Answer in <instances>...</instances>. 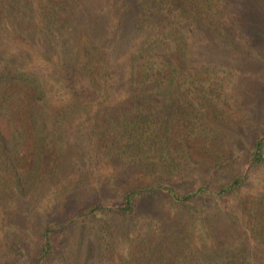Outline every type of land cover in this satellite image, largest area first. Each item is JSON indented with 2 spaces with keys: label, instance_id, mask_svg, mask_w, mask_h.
<instances>
[{
  "label": "rangeland",
  "instance_id": "374dc122",
  "mask_svg": "<svg viewBox=\"0 0 264 264\" xmlns=\"http://www.w3.org/2000/svg\"><path fill=\"white\" fill-rule=\"evenodd\" d=\"M237 2L238 8L232 9ZM244 2L252 4L251 11L259 13L257 23L262 25L264 0ZM227 3L224 22L226 31L229 30L226 34L232 41L229 46H224L219 32L199 28L186 31L194 64L207 65L219 56L221 62H226L232 56L234 59L230 61H234L241 76L240 80L231 81L228 102L219 108L224 117L206 119L208 126L199 142L193 145L196 160L193 166L199 167L198 170L182 172L175 179L176 185L183 189L198 184L199 179L207 181L212 190L220 188L227 174L203 172L202 164L215 158L227 159L230 152L236 153V159L242 161L241 152L245 146L241 140L244 138L250 143L254 136L264 131V48L259 56L249 53L250 49L245 46L250 43L251 36L246 32L237 34L234 29L238 27L236 24L243 27L250 23V17H244L241 0H227ZM130 6L127 0H78L68 9L73 13V23L56 32L47 30L44 15L38 9L33 15L6 13L0 19V77L14 74L29 91L32 84L28 76L36 82H44L50 114L54 116L59 107L70 104L64 83L51 61L74 65L81 80L93 83L99 91L98 99L76 100L81 109L70 117L64 158L60 168L54 171L52 159H41L39 163L33 157L35 145L28 131L20 134L14 128V123L20 121L18 109L3 98L4 89L0 84L3 133H0V264L25 260L7 248L6 236L24 246L26 257L34 258L44 248L46 226L68 222L73 224L52 232L56 249L46 264H98L104 256L115 264H123L126 259L134 263L135 251H143L150 237L170 231L172 223L180 218L179 206L161 194L144 197L136 216L131 218L116 211L106 212L95 220L78 216L80 207L99 196L111 207L118 208L127 188L154 185L161 178L159 172L144 173L122 160H114L98 149L100 140L95 136L100 131L98 125L118 116L124 102L127 69L141 42ZM6 78L0 81L5 82ZM11 87L15 90L13 85ZM233 92L238 95L237 100L230 96ZM7 104L15 113L11 117L13 124L7 120ZM57 133L51 132L52 142ZM4 143L8 145L7 150H4ZM3 152L8 153V174ZM251 188L253 190L245 187L227 204L209 210H204L198 200V208L185 212L182 217L187 223L188 246L210 247L208 244L216 241L222 247L239 238L240 225L244 223L235 225L236 229L230 213L234 215L233 220L244 219L247 203L255 199V188ZM105 224L109 226L108 231L104 230ZM104 232L108 233L107 240H103ZM260 261H264V250Z\"/></svg>",
  "mask_w": 264,
  "mask_h": 264
},
{
  "label": "trees",
  "instance_id": "16d2710c",
  "mask_svg": "<svg viewBox=\"0 0 264 264\" xmlns=\"http://www.w3.org/2000/svg\"><path fill=\"white\" fill-rule=\"evenodd\" d=\"M76 1L78 0H0V19L6 13L33 15L38 9L44 15L48 31H61L73 23V13L68 9ZM127 2L132 4L130 10L134 14L135 31L141 42L127 69L124 102L118 110V116L110 117L97 126L100 127L95 135L100 140V148H97L114 160L128 163L135 170L144 173L159 172L161 178L154 185L139 184L127 188L118 208L111 207L103 196H99L95 201L80 207L78 216L95 220L106 212L116 211L131 218L136 216L144 197L161 194L179 206L180 218L172 223L170 231L161 235L156 233L155 238L150 237L143 251H135L134 263L126 259L123 264H264V261H260L264 250V131L254 136L250 143L244 138L241 140L245 146L241 152L244 156L242 161L236 159V153L234 155L230 152L227 159L215 158L212 162H204L202 167L200 165L203 172L227 174V179L220 188L212 190L208 182H202L201 179L197 180L198 184L187 189L175 183L182 172L198 170L199 167L193 166L196 161L193 145L199 142L204 128L208 126L206 119L212 121V118L220 120L224 117V112L219 108L222 103L228 102L231 81L240 80L241 72L236 70L234 61H230L234 59L232 56L226 62H221L219 56L207 65L194 64L186 36L188 29L212 30L219 32L218 36L225 47L229 46L232 41L226 34L229 30L226 31L227 25L224 22L226 7L229 6L227 0ZM241 2L244 17L249 16L251 22L243 27L236 24L238 27L234 30L237 34L246 32L251 36L250 43L245 47L250 49L248 52L252 55L259 56L260 51H263L261 48H264V38L260 39L258 36L264 37V23L258 25L259 13L251 11L252 4L245 3L244 0ZM234 4L231 8L235 10L238 2ZM234 50L232 48L231 51L235 52ZM51 63L58 78L64 83L65 93L70 97V104H63L54 116L48 112V92L44 82H36L28 76L27 80L32 84L28 87L29 91L21 84L19 77L9 74L7 78L4 75L0 77V80L6 78L0 84L4 89L1 93L3 98L17 106L20 121L13 122L11 117L15 113L8 108V104L7 120L14 123V128L20 134L28 131L35 145L36 155L33 157L39 163L41 159H52V167L56 171L60 168L65 145L68 143L67 126L70 125V117L81 109L76 100L98 99L99 91L93 87V83L82 81L78 69L69 62ZM12 85L15 90L11 89ZM230 96L238 99L234 92ZM52 131H58L53 142L49 138ZM0 133L3 135L1 127ZM7 149L8 145L4 143V150ZM3 154L7 158L3 164L8 174V153ZM245 187L250 190H253L251 187L255 188V199L247 203L244 219L233 220L234 215L230 213L234 226H239L241 221L244 223L240 225L239 238L222 247L216 241L208 244L210 247L188 246L187 223L182 219L183 214L197 209L198 200H201L204 210L227 204L232 196L240 195ZM68 224L73 223L46 226L44 248L34 258L26 257L24 246L6 236L7 248L25 259L23 262L9 264H46L48 257L56 249L52 232L65 228ZM105 226L104 230L108 231V224ZM104 234L103 240H107L108 233ZM98 264L115 263L104 256Z\"/></svg>",
  "mask_w": 264,
  "mask_h": 264
}]
</instances>
